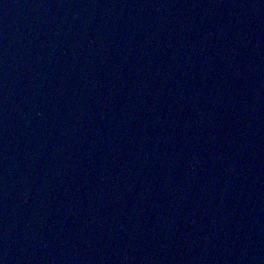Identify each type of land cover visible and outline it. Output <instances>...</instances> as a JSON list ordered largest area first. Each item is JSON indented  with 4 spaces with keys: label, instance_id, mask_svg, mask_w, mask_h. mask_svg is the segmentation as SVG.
I'll return each mask as SVG.
<instances>
[{
    "label": "water",
    "instance_id": "obj_1",
    "mask_svg": "<svg viewBox=\"0 0 264 264\" xmlns=\"http://www.w3.org/2000/svg\"><path fill=\"white\" fill-rule=\"evenodd\" d=\"M0 264H264V0H0Z\"/></svg>",
    "mask_w": 264,
    "mask_h": 264
}]
</instances>
